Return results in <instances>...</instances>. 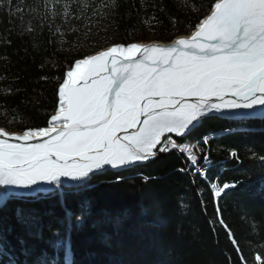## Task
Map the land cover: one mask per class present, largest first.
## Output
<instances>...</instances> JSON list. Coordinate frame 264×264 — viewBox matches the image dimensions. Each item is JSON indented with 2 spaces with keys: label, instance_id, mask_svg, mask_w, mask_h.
I'll return each instance as SVG.
<instances>
[{
  "label": "snow or ice",
  "instance_id": "1",
  "mask_svg": "<svg viewBox=\"0 0 264 264\" xmlns=\"http://www.w3.org/2000/svg\"><path fill=\"white\" fill-rule=\"evenodd\" d=\"M4 3L0 0V7ZM177 5L187 7L185 0H177ZM194 10L207 14L196 18L190 35L177 36L167 44H112L75 59L55 78L57 106L47 127L20 133L0 128V264H75L71 233L83 228L93 206L81 199L74 210L67 200L89 187L105 166L130 170L175 150L190 164L191 175L203 176L212 161L199 145L208 144L209 137L179 143L170 136L162 139L165 134L185 138L212 113L264 122V0H209ZM231 156L238 159L235 151ZM122 179L117 175L116 182ZM153 179L143 177L145 183ZM40 185L60 190L57 203L63 215L56 217V226L46 220L54 215L52 211L36 206L52 191ZM234 187V183L213 184V195L220 197ZM187 207L181 198L178 210L183 213ZM148 211L141 208L140 215ZM9 214L15 225L8 223ZM102 215L104 223L118 230L131 212L104 210ZM159 219L154 217L152 223ZM15 226L24 234L16 235ZM227 234L237 245L230 229ZM111 238L107 232L102 234L105 243ZM30 240L43 241L45 247L37 251ZM170 254V249L158 248L156 264H163L161 257Z\"/></svg>",
  "mask_w": 264,
  "mask_h": 264
},
{
  "label": "trees",
  "instance_id": "2",
  "mask_svg": "<svg viewBox=\"0 0 264 264\" xmlns=\"http://www.w3.org/2000/svg\"><path fill=\"white\" fill-rule=\"evenodd\" d=\"M185 2L187 7L178 6L177 0H87L86 6L84 0H5L0 7V128L23 132L47 127L57 106L55 78L75 59L112 44L149 42V34L164 43L189 35L196 18L207 14L194 9L209 0ZM204 135L211 136L209 143L200 146L212 165L203 176L191 175L182 154L160 153L130 170L96 176L89 187L70 196L67 204L74 210L81 199L93 206L83 228L71 233L75 264H156L161 246L171 250L161 257L163 264H262L264 122L209 117L191 135L175 140L195 143ZM199 163L203 168V159ZM184 167L189 171H177ZM117 175L123 177L119 183ZM144 176L155 179L145 183ZM224 183L236 187L214 197L212 185ZM59 191L36 205L52 211L46 220L53 226L63 215ZM181 198L188 205L183 213L177 208ZM141 208L148 214L140 215ZM124 209L131 215L118 230L103 222L104 210L116 214ZM157 216L159 223L153 224ZM8 223L15 225L10 214ZM228 229L237 245L229 239ZM105 232L112 236L108 243L102 239ZM15 234L24 233L15 226ZM44 235H49L47 230ZM29 242L37 251L45 247L43 241Z\"/></svg>",
  "mask_w": 264,
  "mask_h": 264
},
{
  "label": "water",
  "instance_id": "3",
  "mask_svg": "<svg viewBox=\"0 0 264 264\" xmlns=\"http://www.w3.org/2000/svg\"><path fill=\"white\" fill-rule=\"evenodd\" d=\"M189 35H190V34H189ZM186 36H187V35H186ZM147 43H148V42H147ZM161 43H163V42H161ZM168 43H169V42H168ZM165 44H167V43H165ZM210 117H218V118H221V119H224V120H228V121H232V122H247V121H243V120H239V119H234V118H232L231 115H229V114H227V113H224V114L212 113ZM256 120H260V119H259V118H252V119H250V120H248V121H256ZM5 130H6V129H5ZM6 131H8V130H6ZM130 131H131V130H130ZM8 132H10V133H20V132H11V131H8ZM34 142H35V141H34ZM142 164H143V163H142ZM139 165H141V164L139 163V164L133 166L132 168H134V167H136V166H139ZM132 168H131V169H132ZM122 171H125V170H124V169H120V170H117V169H111L110 167L105 166V170H104L102 173H100V172L96 173V174L92 177V179H93L94 177H96V176H99V175H102V174H105V173H108V172H122ZM66 183L71 184V183H74V182L67 181ZM39 187L52 189V191L49 192L47 195H49V194H51V193H53V192L56 191L54 185H40ZM22 191H27V190H22ZM42 195H44V194L42 193Z\"/></svg>",
  "mask_w": 264,
  "mask_h": 264
},
{
  "label": "rangeland",
  "instance_id": "4",
  "mask_svg": "<svg viewBox=\"0 0 264 264\" xmlns=\"http://www.w3.org/2000/svg\"><path fill=\"white\" fill-rule=\"evenodd\" d=\"M152 41H157L155 38H154V36H152V35H150L149 34V42H152ZM141 42V41H140ZM158 42H160V41H158ZM147 43V42H146ZM164 43V42H163ZM91 55V54H90ZM173 137L174 139L177 137L175 134H165V137L164 138H162V139H166L167 137ZM211 137V136H210ZM209 137V138H210ZM178 138V137H177ZM180 138V137H179ZM159 147V146H158ZM199 147L201 148V146L199 145ZM171 152H175V153H177L175 150H172ZM178 154V153H177ZM198 155H200V153L198 152L197 153ZM179 155V154H178ZM181 155V154H180ZM183 155V154H182ZM189 168H191V166L189 165ZM196 171H199V169H196ZM55 189L57 190V188H56V186H55Z\"/></svg>",
  "mask_w": 264,
  "mask_h": 264
},
{
  "label": "built area",
  "instance_id": "5",
  "mask_svg": "<svg viewBox=\"0 0 264 264\" xmlns=\"http://www.w3.org/2000/svg\"><path fill=\"white\" fill-rule=\"evenodd\" d=\"M173 140H175L173 137H171Z\"/></svg>",
  "mask_w": 264,
  "mask_h": 264
},
{
  "label": "bare ground",
  "instance_id": "6",
  "mask_svg": "<svg viewBox=\"0 0 264 264\" xmlns=\"http://www.w3.org/2000/svg\"><path fill=\"white\" fill-rule=\"evenodd\" d=\"M146 43V42H145ZM171 135V134H170ZM143 163H145V162H143ZM139 164V163H138Z\"/></svg>",
  "mask_w": 264,
  "mask_h": 264
}]
</instances>
